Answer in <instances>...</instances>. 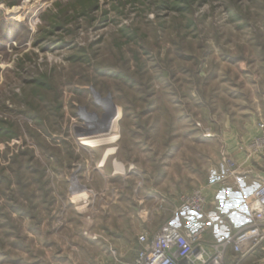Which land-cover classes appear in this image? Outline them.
Segmentation results:
<instances>
[{
    "label": "rangeland",
    "instance_id": "obj_1",
    "mask_svg": "<svg viewBox=\"0 0 264 264\" xmlns=\"http://www.w3.org/2000/svg\"><path fill=\"white\" fill-rule=\"evenodd\" d=\"M0 9L31 30L0 42V264H116L194 223L179 194L221 183L214 140L264 111V0Z\"/></svg>",
    "mask_w": 264,
    "mask_h": 264
},
{
    "label": "built area",
    "instance_id": "obj_2",
    "mask_svg": "<svg viewBox=\"0 0 264 264\" xmlns=\"http://www.w3.org/2000/svg\"><path fill=\"white\" fill-rule=\"evenodd\" d=\"M258 127L262 133L243 146L249 159L264 158V122ZM222 160L226 167L220 180L226 185L235 179L237 168L226 153ZM178 198L172 214L184 216L189 212L194 223L182 226L169 222L154 233L144 230L138 235L139 247L133 258L116 264H247L249 259H254L252 264L264 262V256H259L264 252V182L250 197L247 225L212 241L207 235L215 221L209 219L206 188L196 187Z\"/></svg>",
    "mask_w": 264,
    "mask_h": 264
},
{
    "label": "crops",
    "instance_id": "obj_3",
    "mask_svg": "<svg viewBox=\"0 0 264 264\" xmlns=\"http://www.w3.org/2000/svg\"><path fill=\"white\" fill-rule=\"evenodd\" d=\"M236 119V123L230 125L229 131H225L218 140H214L216 144L219 142L220 147L219 155L217 153L213 162V177L221 176L224 168L222 157L225 153L235 161L237 175L235 179H231L230 184L224 185L222 182L214 181L208 188L205 187L207 209L211 214L217 215L207 235L209 241L224 237L247 225L250 197L264 182V158L249 159L241 150L242 145L262 133L258 124L264 122V111L261 108H246ZM259 256H264V252ZM253 260L249 259L247 264H252ZM258 264L264 262L260 261Z\"/></svg>",
    "mask_w": 264,
    "mask_h": 264
},
{
    "label": "trees",
    "instance_id": "obj_4",
    "mask_svg": "<svg viewBox=\"0 0 264 264\" xmlns=\"http://www.w3.org/2000/svg\"><path fill=\"white\" fill-rule=\"evenodd\" d=\"M190 3L193 0H188ZM14 2L8 3L9 5H13ZM25 31L23 36H29L30 34V29L26 24H24L21 21H16L15 19L9 17V16H4L2 10L0 9V42H5L8 41L9 38L16 39L19 42L24 41L27 39L21 38L19 35L18 31Z\"/></svg>",
    "mask_w": 264,
    "mask_h": 264
},
{
    "label": "bare ground",
    "instance_id": "obj_5",
    "mask_svg": "<svg viewBox=\"0 0 264 264\" xmlns=\"http://www.w3.org/2000/svg\"><path fill=\"white\" fill-rule=\"evenodd\" d=\"M26 2H27V1H26ZM16 9H17V8H15L14 11H15ZM11 11H13V10H11ZM11 14H12V13H11ZM95 143H96V142H95ZM86 144H91V143L87 142Z\"/></svg>",
    "mask_w": 264,
    "mask_h": 264
},
{
    "label": "water",
    "instance_id": "obj_6",
    "mask_svg": "<svg viewBox=\"0 0 264 264\" xmlns=\"http://www.w3.org/2000/svg\"><path fill=\"white\" fill-rule=\"evenodd\" d=\"M116 115L113 116L112 121L115 119Z\"/></svg>",
    "mask_w": 264,
    "mask_h": 264
}]
</instances>
